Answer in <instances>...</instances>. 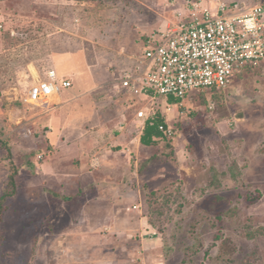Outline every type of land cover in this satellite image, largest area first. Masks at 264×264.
I'll list each match as a JSON object with an SVG mask.
<instances>
[{"label":"rangeland","instance_id":"rangeland-1","mask_svg":"<svg viewBox=\"0 0 264 264\" xmlns=\"http://www.w3.org/2000/svg\"><path fill=\"white\" fill-rule=\"evenodd\" d=\"M0 1V9H7ZM191 2L203 7L209 2L264 4L63 2L64 35L48 36L57 30L51 26L39 34L1 39L0 199L12 189L8 175L13 171L15 184L14 194L0 202V264L41 263L36 257L49 244L38 237L60 217L52 191L58 181L52 177L95 171L97 165L86 167L81 156L92 153L97 143H107L128 163L122 213L130 206L152 226L159 241L156 264H264V64L245 68L211 96L186 97L168 114L171 135L152 146L139 142L141 121L135 118L147 98L114 86L124 53H141L142 37L185 19ZM38 15L52 14L46 8ZM3 27L0 21V33ZM51 37L59 39L60 49L77 50L83 71L74 78L63 76L72 88L57 97L24 102L29 86L52 69ZM31 60L36 63L25 65Z\"/></svg>","mask_w":264,"mask_h":264},{"label":"crops","instance_id":"crops-1","mask_svg":"<svg viewBox=\"0 0 264 264\" xmlns=\"http://www.w3.org/2000/svg\"><path fill=\"white\" fill-rule=\"evenodd\" d=\"M2 1L8 8L0 9V21L4 26L0 33V41L3 37H6L7 41L13 40V36L26 32L39 34L42 29L51 26L57 30L47 32V35L58 38L64 35L60 23L63 19L60 4L86 2V0ZM46 8L52 14L49 18L38 15V10ZM44 22L49 26L42 27L45 25ZM52 37L49 38L47 52L52 60V69L59 77L74 78L83 71V66L76 60L77 50L66 47L60 49L59 39L54 41L56 38ZM130 56L134 54L125 52L122 63ZM35 63L31 60L25 65ZM31 72L36 77L32 67ZM78 82L83 85L80 84V88L85 87L84 80ZM71 88L72 86L69 89ZM69 89H61L59 94ZM113 142L117 144L118 141L114 139ZM106 144L97 143L92 153L81 156L86 157V167L89 162L92 166L97 165L95 171H77L69 175L59 173L57 177H52L58 181L52 191L53 195L58 197L60 217L50 221L51 224L45 226L42 235L38 237L41 243L49 244V247L36 257L41 260L40 264H156L159 241L153 234L154 231H151L152 226L139 214L136 216L130 206L122 213L125 196L123 181L128 175V163L119 159L120 155H115ZM45 178L42 175V179ZM134 205L137 208L136 204Z\"/></svg>","mask_w":264,"mask_h":264},{"label":"built area","instance_id":"built-area-1","mask_svg":"<svg viewBox=\"0 0 264 264\" xmlns=\"http://www.w3.org/2000/svg\"><path fill=\"white\" fill-rule=\"evenodd\" d=\"M200 4L191 2L185 19L147 33L142 52L128 57L114 71L115 88L147 98L135 114L141 128L159 111L164 123L158 129L169 137L168 114L186 97L210 88L225 89L245 68L264 64V4ZM71 85L69 79L49 69L29 86L22 100L46 102Z\"/></svg>","mask_w":264,"mask_h":264},{"label":"trees","instance_id":"trees-1","mask_svg":"<svg viewBox=\"0 0 264 264\" xmlns=\"http://www.w3.org/2000/svg\"><path fill=\"white\" fill-rule=\"evenodd\" d=\"M241 74V73H240ZM239 75V74H238ZM220 90H224V89H215V88H210L204 91H200L198 92L199 94H208V95H213L215 94L217 91ZM169 101L171 102H177L174 98H168ZM160 123H164V117L161 115V113L159 111L156 112V114L145 120L143 128L141 130V134L139 136V142L143 145V146H152L154 145L157 141L160 140H165L167 137L165 136V134L158 129V125ZM14 176H15V172H10L8 175V185L11 186V191L9 192H5V194H3V196L0 199V202L4 200V198H6L7 196H12L14 194Z\"/></svg>","mask_w":264,"mask_h":264}]
</instances>
